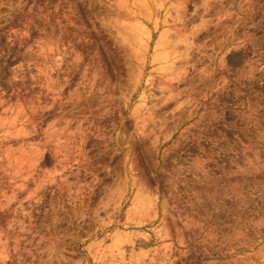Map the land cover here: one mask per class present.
I'll use <instances>...</instances> for the list:
<instances>
[{
    "label": "rangeland",
    "instance_id": "1",
    "mask_svg": "<svg viewBox=\"0 0 264 264\" xmlns=\"http://www.w3.org/2000/svg\"><path fill=\"white\" fill-rule=\"evenodd\" d=\"M0 264H264V0H0Z\"/></svg>",
    "mask_w": 264,
    "mask_h": 264
}]
</instances>
